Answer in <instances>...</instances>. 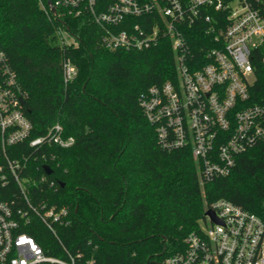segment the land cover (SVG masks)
Here are the masks:
<instances>
[{"label":"trees","instance_id":"1","mask_svg":"<svg viewBox=\"0 0 264 264\" xmlns=\"http://www.w3.org/2000/svg\"><path fill=\"white\" fill-rule=\"evenodd\" d=\"M61 27L78 44L62 43ZM100 38L87 15L50 19L38 0H0V44L27 91L34 135L61 123L75 137L71 147L48 146L31 157L34 177L45 174L44 165L52 168L45 201L71 214L55 233L40 221L30 226L45 251L83 253L96 264H164L186 250V237L200 231L219 199L264 220V141L239 155L228 175L204 180L191 149L161 147L140 105L150 86L177 78L171 39L109 50ZM66 58L78 69L68 83ZM258 82L255 90L264 93V67ZM9 190L0 179V191Z\"/></svg>","mask_w":264,"mask_h":264},{"label":"built area","instance_id":"2","mask_svg":"<svg viewBox=\"0 0 264 264\" xmlns=\"http://www.w3.org/2000/svg\"><path fill=\"white\" fill-rule=\"evenodd\" d=\"M38 2L50 19L89 16L109 50L147 49L171 39L177 78L150 86L140 105L161 147L191 149L204 180L228 175L239 155L264 141V93L255 90L264 67V0ZM58 33L62 43L78 44L65 28ZM77 73L66 58L65 83ZM18 76L0 44V179L10 189L0 191V264H96L83 253L48 254L28 231L37 221L54 233L70 224L69 208L43 198L49 174L34 177L31 157L48 146L71 147L75 137L61 123L34 135ZM209 208L219 221L206 215L200 231L186 237V250L164 264H264V220L226 199Z\"/></svg>","mask_w":264,"mask_h":264},{"label":"water","instance_id":"3","mask_svg":"<svg viewBox=\"0 0 264 264\" xmlns=\"http://www.w3.org/2000/svg\"><path fill=\"white\" fill-rule=\"evenodd\" d=\"M52 9H53V11H55V7L52 8ZM44 169H45V172L47 174H51L52 173V168H51L50 165H48V164L44 165ZM62 185H64V183H62ZM205 215L210 216L214 221H219V219L216 216L215 211L213 209H211V208L206 210Z\"/></svg>","mask_w":264,"mask_h":264},{"label":"rangeland","instance_id":"4","mask_svg":"<svg viewBox=\"0 0 264 264\" xmlns=\"http://www.w3.org/2000/svg\"><path fill=\"white\" fill-rule=\"evenodd\" d=\"M200 224H201V226H204V225H205V221L202 219V220L200 221Z\"/></svg>","mask_w":264,"mask_h":264}]
</instances>
